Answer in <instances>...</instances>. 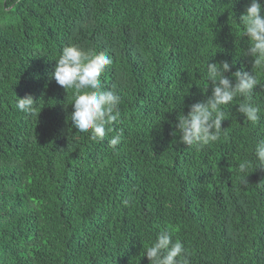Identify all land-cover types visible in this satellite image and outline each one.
<instances>
[{
  "label": "trees",
  "instance_id": "16d2710c",
  "mask_svg": "<svg viewBox=\"0 0 264 264\" xmlns=\"http://www.w3.org/2000/svg\"><path fill=\"white\" fill-rule=\"evenodd\" d=\"M248 3L0 0V264H149L165 229L186 264H264V168L247 183L238 172L264 114L251 125L237 98L218 141L198 150L173 135L177 116L211 96L207 62L253 71L264 109V73L242 55ZM71 44L111 58L100 80L121 118L103 139L72 127V90L50 75Z\"/></svg>",
  "mask_w": 264,
  "mask_h": 264
},
{
  "label": "clouds",
  "instance_id": "9594fccd",
  "mask_svg": "<svg viewBox=\"0 0 264 264\" xmlns=\"http://www.w3.org/2000/svg\"><path fill=\"white\" fill-rule=\"evenodd\" d=\"M264 5L260 0H249L245 14L240 17L242 37L248 38V46L242 55L251 57L252 69L264 73ZM51 72V77L65 90H72L71 113L72 127L81 133H90L93 140L103 139L111 127L120 120L119 105L121 97L113 89H104L100 80L111 58L103 52L85 51L79 45L65 46ZM227 60L208 63L205 78L211 81L212 93L204 102H195L189 106L185 115L177 116L173 135H179V142L194 146L198 150L220 139L222 122L230 116L225 106L240 99L237 111L245 120L255 126L261 120L264 109L253 102V91L257 87V75L247 71L232 72ZM231 73V77L225 75ZM36 101L31 95L18 98L15 94V106L24 113H32ZM122 132L113 135L108 143L115 147L121 143ZM252 157L243 158L238 164L242 176L241 183H247V176L253 167L264 168V139L255 142L250 149ZM186 249L181 241H173L172 234L165 229L156 234L155 239L146 247L144 256L149 264H186Z\"/></svg>",
  "mask_w": 264,
  "mask_h": 264
}]
</instances>
